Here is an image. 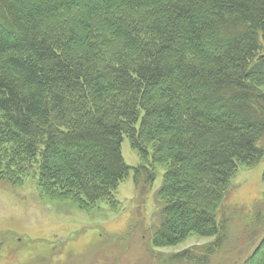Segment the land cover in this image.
<instances>
[{"label":"trees","instance_id":"16d2710c","mask_svg":"<svg viewBox=\"0 0 264 264\" xmlns=\"http://www.w3.org/2000/svg\"><path fill=\"white\" fill-rule=\"evenodd\" d=\"M263 44L264 0H0V181L36 165L43 194L113 205L126 136L135 186L166 164L153 244L210 252L237 165L264 161Z\"/></svg>","mask_w":264,"mask_h":264},{"label":"rangeland","instance_id":"374dc122","mask_svg":"<svg viewBox=\"0 0 264 264\" xmlns=\"http://www.w3.org/2000/svg\"><path fill=\"white\" fill-rule=\"evenodd\" d=\"M121 154L130 170L114 191L113 205L43 194L36 165L20 184L0 181V264H242L264 236L263 159L237 165L216 211L224 238L207 252L215 236L191 233L173 245L153 244L166 164H153L154 179L135 186L133 168L144 160L126 136ZM181 252L188 254L175 257Z\"/></svg>","mask_w":264,"mask_h":264}]
</instances>
